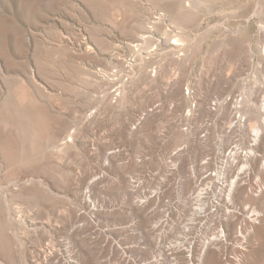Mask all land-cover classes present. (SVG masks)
<instances>
[{
  "label": "rangeland",
  "instance_id": "rangeland-1",
  "mask_svg": "<svg viewBox=\"0 0 264 264\" xmlns=\"http://www.w3.org/2000/svg\"><path fill=\"white\" fill-rule=\"evenodd\" d=\"M145 29L151 30L146 39L131 48ZM263 32L264 0H0V264H50L43 259L45 243L65 262L98 264L100 245L83 234L74 239L68 221L72 209L83 210L72 196L75 179L97 170L107 147L117 155L104 172L96 171L106 173L90 200L105 198L109 207L92 226L129 247L136 264H187L173 249H186L198 209L199 200L187 195L189 165L196 160L202 176L214 173L221 153L242 144L244 133L222 137L219 117L206 122L199 105L224 107L237 95L251 106L264 97ZM177 33L189 61L175 68ZM156 67L157 78L147 81ZM174 79L183 85L181 109L167 85ZM149 100L154 115L141 130H129L135 124L128 119ZM205 123L206 142H192L191 131ZM60 130L68 142L58 149ZM239 171L235 166L232 176ZM125 185L137 189L133 201L164 186L157 209L166 206L171 220L157 232L143 231L141 220L125 211ZM159 211L155 223L164 219ZM207 225L199 233L212 238ZM257 233L245 250L249 264H264V227ZM83 236L87 244L77 240ZM158 246L170 256L160 255ZM229 251L234 264L236 251ZM114 257L103 261L116 264Z\"/></svg>",
  "mask_w": 264,
  "mask_h": 264
},
{
  "label": "bare ground",
  "instance_id": "bare-ground-1",
  "mask_svg": "<svg viewBox=\"0 0 264 264\" xmlns=\"http://www.w3.org/2000/svg\"><path fill=\"white\" fill-rule=\"evenodd\" d=\"M150 32L151 30L145 29L142 34L140 33L139 35H137L135 39L132 41V44L130 43L131 48L134 49L140 46L139 42L145 40L146 39L145 34L150 33ZM179 33L176 34V38L177 36L179 37ZM263 36H264V32H263ZM177 41H181V40L177 38L174 42L171 43L172 45L171 49L176 54L175 55L176 57L173 58V62H172L175 68L180 67V66L182 67V65L184 66L188 64V61H189V56L184 54L182 50L183 46L185 45H183L182 43H178ZM86 47L87 49H89L90 46L88 47L86 44ZM156 68L155 69L153 68L151 71H149L145 75L147 81L153 82L157 78L160 68L159 67H156ZM167 85L169 89H171L170 91L174 90L176 92L175 98L178 102L181 103V105L179 106V108L181 109L183 107L182 101L184 99L183 93L181 94V89L183 86L182 82L174 79L170 82L168 81ZM117 90L118 88L116 87L113 90V92H116ZM148 99H151V98H148ZM240 100L241 98H238V96L235 95V96L230 97L227 100V103L224 107H221L219 103H214L213 104L214 107H212V105H208L207 103H205V105H199L200 113L203 116L207 117L206 122L208 119L210 120L214 115H216L214 117H219L218 130L221 133L222 137H229L230 133L233 134V132H235L237 129H239V132L242 130V133L244 131V133H243V137H241L242 144L231 147V149L228 152L221 153L219 157L220 166H218L215 169L214 173H208L205 176H202L203 173L199 172L200 173L199 174L197 171L199 168L197 169L196 168L197 164L194 163L196 160L193 161V163H191L192 160H190L191 164L190 165L188 164L189 170L187 171L189 172L187 173L190 175L188 178L189 180L192 181L193 186L191 187V189L189 188L187 190V193L189 194L187 193L186 194L189 195V197H191L194 200L195 199L199 200V203H198V209H196L195 212L192 213L193 215L192 216L193 217L192 226L188 227V232L189 233L192 232L193 235L188 237V240L186 239V249L184 248L175 249L176 251L173 249V252L183 253L184 259L183 258L182 259L184 263H187V264H232L231 259H230L231 257H229L230 255L229 250L231 249V250L236 251V253L233 254L234 260L232 259L234 261L233 262L234 264H249L248 261L250 259H249V255L245 251L246 247L248 244L251 245L257 239H259L257 237L258 235L257 228L264 227V212L262 211L264 208V97L260 99L259 102L256 101L257 104L255 105L252 104L251 106L241 105ZM147 103H149V105H143L141 107L142 110L139 109V111H136V113L133 114L132 117L128 119V121L126 120L127 123H129V125L130 123L135 124L134 127H131V128L129 127V130L134 131V130L140 129V127L142 128L141 125L147 120V118H150V117L152 118V116L154 115L156 111V106L151 104L152 101L150 100L149 102L147 101ZM187 118L188 117H185V119H182V120H186ZM251 121H255L256 125H254L253 127L251 126V128H248L249 123ZM226 122L231 123L230 128L226 129L224 127ZM207 124L209 123H205V125L200 124L201 127H199L198 129L196 127L197 130L193 129L195 131L194 132L191 131L192 133L190 132L192 142L193 141L197 142L196 139L206 142L207 134H208ZM179 131L181 133V130ZM198 132L202 134L204 132V134L203 135L201 134L200 137H197ZM64 133L66 132L65 131L62 132L60 130L58 133H56L57 137L56 135L54 136L56 137L55 143H54L55 148L59 149L60 146L62 147L63 145L67 144L68 140L65 139ZM64 140H66L67 142H65ZM199 143L200 141H198V144ZM104 148H106V146H104ZM113 148L107 147L104 152L102 148L101 151L103 152L102 153L103 155L101 156H103V159L102 161L98 163L97 170L89 173L86 176H84L83 175L84 173H83L82 174L83 176L82 175L78 176L80 178L75 179L76 182H74L73 184L72 196L74 200H76L80 204L79 206H82L81 208L83 210L76 211L74 209L75 210L74 211L72 209L73 213L70 215V219L68 221L69 226L71 228L70 232H72L70 234L75 237L74 239H76V236H79V235L81 236L82 234L84 236L86 235L85 237L88 236L91 242H94L96 244L98 243L100 245V249H99L100 253L98 251V253L100 254V258H98L99 255L96 254L97 257L95 255V259L97 258H98L97 260L100 259L99 260L100 263L98 261V264H106V262L103 261V258L111 256V255L116 257L117 259L116 264H136L135 261L132 258H130V256H128L129 254L127 255V253H129L128 252L129 247H126V246L121 247L119 243H115L112 241L110 237L108 238L107 236H105L103 233L104 231L101 232L102 230L100 231L98 228H95L91 224L92 223L91 221L93 220H96L97 222L100 223L101 218H102V213H104L106 209L109 207V202L105 198L104 199L101 198V200L99 199L100 201H97V203H96V200L95 202L92 201L93 202L92 203L90 200L91 198L90 192H92L93 190L92 191L90 190L92 189V187H96L95 182L97 180L102 179L103 175L106 173V172L104 174L101 173L102 176L101 175L98 176L96 171L104 172L105 169L108 167L107 164L114 161L117 153L116 151L113 150ZM54 158H51V159H54ZM187 161H189V159ZM235 166L240 167V171L237 172L234 176H232V172ZM220 181H221V184H219ZM122 183H123V180H122ZM188 183L186 185H188ZM203 185H206V186H204V188L201 189L200 187ZM117 186L118 185H116V187ZM190 186L191 185H189V187ZM163 187L158 186V189L155 190L156 192L152 196L149 195L150 197H146L145 199L141 198L139 200H134V201L133 199H136L137 197H139L136 191L137 189L134 190L132 188L129 190L127 185H125V188H124L125 193L124 192L122 193L123 195L125 194V196H122V197H124V199L125 197H127L128 199V201L126 200L125 202H123L124 204H126L125 205L126 213H128V215L130 216H133V218L135 217L137 219H140L141 221L140 220L139 221L142 222L141 228H143V231L147 233L157 232V229H159V227H162L164 223L168 222V220L170 219L169 218L170 210L165 208L166 206L164 205L165 207L160 208L161 209L160 211L162 212L161 213L162 217L164 219L156 223L154 221V219L157 218L158 211H159L157 209V205L159 202L163 201L165 197V193H164L165 191ZM199 188L200 190H203V192L199 191L195 194L194 191L198 190ZM250 201L253 204L248 205L247 202H250ZM99 202H101V205ZM68 215L69 214H67V216ZM67 216H65V218ZM152 222H154V224H152ZM207 223L208 225H210L211 228H213L212 231L214 232V236L212 238H206L204 237V235L202 236L199 233L200 230ZM196 228H198L199 231L195 230ZM84 236L82 240L81 239L79 240L80 237H78L77 240L81 242L86 241L84 240L85 239ZM72 240H73V237H72ZM78 241L74 240L76 244H78L77 243ZM88 242L89 241H86L84 244H87ZM79 244L81 245V243ZM50 248L51 247H48L47 243H45V245L42 247L43 259L45 263L49 262L50 264H71V263L65 262L66 260L64 261L62 257H60V255H58L55 252L54 249L53 251ZM94 248L97 249L95 245H94ZM157 249L160 255L162 256L164 255L166 257L170 256L169 248L166 249V248H161L160 246H158ZM132 250H130L131 253L133 252ZM88 254L86 258H88Z\"/></svg>",
  "mask_w": 264,
  "mask_h": 264
}]
</instances>
